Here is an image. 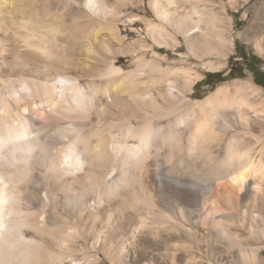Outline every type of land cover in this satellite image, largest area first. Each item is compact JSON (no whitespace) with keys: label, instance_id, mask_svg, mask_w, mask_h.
<instances>
[{"label":"bare ground","instance_id":"6f19581e","mask_svg":"<svg viewBox=\"0 0 264 264\" xmlns=\"http://www.w3.org/2000/svg\"><path fill=\"white\" fill-rule=\"evenodd\" d=\"M241 3L264 55V0ZM228 9L0 0V264H264V90L193 100Z\"/></svg>","mask_w":264,"mask_h":264},{"label":"rangeland","instance_id":"374dc122","mask_svg":"<svg viewBox=\"0 0 264 264\" xmlns=\"http://www.w3.org/2000/svg\"><path fill=\"white\" fill-rule=\"evenodd\" d=\"M217 1L224 2L228 5L229 9L227 14L229 18L232 19L233 26L229 30L227 36L234 39V45L230 52L228 64L224 69L212 71L200 68L199 71L203 74V80L196 85V95L193 96V100H204L217 90L219 86L237 80L252 82L264 90V79H257L254 73H252V71L258 70L264 74V55L259 52L256 44L254 45L253 42L249 41L246 35L249 19L254 15L252 4L244 7L243 3H241V6L232 10L229 7L230 0ZM247 11H249V18L246 17ZM136 28L142 31L144 25L139 23ZM138 37L139 33L136 30L129 35V40L134 41ZM183 51H185V48ZM171 55V58L179 57L178 55ZM230 74H232V76H230ZM221 152L223 153V151Z\"/></svg>","mask_w":264,"mask_h":264},{"label":"flooded vegetation","instance_id":"af4514ba","mask_svg":"<svg viewBox=\"0 0 264 264\" xmlns=\"http://www.w3.org/2000/svg\"><path fill=\"white\" fill-rule=\"evenodd\" d=\"M252 73H254V75L256 76V78H261L264 79V74H262L260 71L256 70V71H252Z\"/></svg>","mask_w":264,"mask_h":264},{"label":"trees","instance_id":"16d2710c","mask_svg":"<svg viewBox=\"0 0 264 264\" xmlns=\"http://www.w3.org/2000/svg\"><path fill=\"white\" fill-rule=\"evenodd\" d=\"M230 76H232V74H230Z\"/></svg>","mask_w":264,"mask_h":264}]
</instances>
